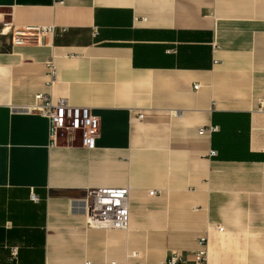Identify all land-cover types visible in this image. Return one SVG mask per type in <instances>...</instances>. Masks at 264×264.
<instances>
[{"label":"crops","instance_id":"1","mask_svg":"<svg viewBox=\"0 0 264 264\" xmlns=\"http://www.w3.org/2000/svg\"><path fill=\"white\" fill-rule=\"evenodd\" d=\"M38 92L95 147L52 144ZM123 186L127 228L92 224L85 189ZM204 234L205 264H264V0H0V264H196Z\"/></svg>","mask_w":264,"mask_h":264},{"label":"built area","instance_id":"2","mask_svg":"<svg viewBox=\"0 0 264 264\" xmlns=\"http://www.w3.org/2000/svg\"><path fill=\"white\" fill-rule=\"evenodd\" d=\"M36 33H43V27H36ZM27 33L15 32L14 43H21L30 39ZM48 86L56 81V66L53 57L45 61ZM196 87V85H195ZM27 110H35L45 116L49 125V137L51 143L56 142V136L61 130H65L70 139L73 130L78 131L80 143L87 148H94L98 136V118L92 114L88 106L72 105L66 97L54 98L49 92L34 94L31 104L25 106ZM139 117L142 114L138 115ZM212 129V127H209ZM200 132L204 129L200 128ZM128 195L129 186L123 187H91L84 191L81 198L85 214L90 222L97 226L115 229H126L128 226ZM33 200L37 198L30 194ZM221 229V227H219ZM197 250L194 253L196 264H205L207 255V236L201 235L197 239ZM16 248L11 249L14 255ZM135 255V253H133ZM110 264H115L111 262ZM162 264H187L177 253L166 257Z\"/></svg>","mask_w":264,"mask_h":264}]
</instances>
